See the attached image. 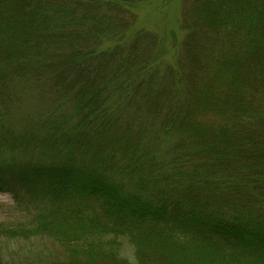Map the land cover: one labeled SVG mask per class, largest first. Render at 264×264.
I'll list each match as a JSON object with an SVG mask.
<instances>
[{"label":"trees","instance_id":"obj_1","mask_svg":"<svg viewBox=\"0 0 264 264\" xmlns=\"http://www.w3.org/2000/svg\"><path fill=\"white\" fill-rule=\"evenodd\" d=\"M144 1L0 0V98L48 82L72 107L56 100L53 134L27 119L45 160L0 163V192L14 175L51 204L0 239L50 237L63 251L51 264H264V0H186L168 81L150 32L99 48Z\"/></svg>","mask_w":264,"mask_h":264},{"label":"rangeland","instance_id":"obj_2","mask_svg":"<svg viewBox=\"0 0 264 264\" xmlns=\"http://www.w3.org/2000/svg\"><path fill=\"white\" fill-rule=\"evenodd\" d=\"M185 1L145 0L136 4L131 7V12L135 16V26L132 31L121 38L119 37L120 39H105L99 48L113 47L122 41H128L131 34L140 29L150 32L155 39L153 55L157 56L161 50L165 51L158 60L159 78L168 81V76L180 71L182 66L181 47L188 35L183 28ZM175 78L176 76L173 79ZM14 85L15 96H9L8 99H6L7 97L0 98V150L2 149L0 159L3 161L0 163L10 165L13 171L19 173L26 166L27 161L33 163L36 160H45V155H41V151L35 145L36 142L27 141L26 136L28 135L27 129H25L27 119L41 116L44 128L53 134L54 126L57 125L48 124L46 119H49V115L51 117V113L55 111L56 100L62 99L57 106L64 107L62 110L64 112L60 113L65 114L64 116L72 114L70 112L72 107L64 93L63 95L67 99L62 94L59 97L55 96L58 95L57 87L52 83L45 82L43 86H33L27 82H15ZM52 93L54 96L51 98L55 100L45 97ZM36 131L37 129L34 128L31 135ZM22 136L26 141L25 144H20V141L13 142V138ZM41 136L42 134L38 135V137ZM24 146H28V149ZM13 176L2 178V181L8 184V188L12 191L0 192V226L30 229V225L33 224L37 215L47 212L51 204L47 202L40 186L25 184L22 181L21 183L17 177ZM87 204L90 206L92 200ZM121 244V255L133 262L134 250L130 243L126 239H122ZM62 252V248L56 241L43 235H28L27 238L19 237L12 240L0 239V255L5 261L12 264H47V262L51 264V262H56V258L63 255Z\"/></svg>","mask_w":264,"mask_h":264}]
</instances>
